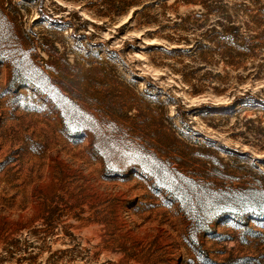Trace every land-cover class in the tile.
<instances>
[{"label":"rangeland","instance_id":"374dc122","mask_svg":"<svg viewBox=\"0 0 264 264\" xmlns=\"http://www.w3.org/2000/svg\"><path fill=\"white\" fill-rule=\"evenodd\" d=\"M0 264H264V0H0Z\"/></svg>","mask_w":264,"mask_h":264}]
</instances>
